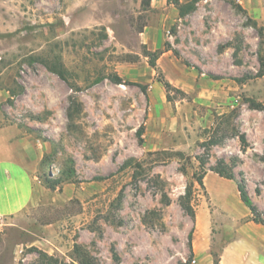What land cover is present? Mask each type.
I'll return each instance as SVG.
<instances>
[{"label": "rangeland", "instance_id": "rangeland-1", "mask_svg": "<svg viewBox=\"0 0 264 264\" xmlns=\"http://www.w3.org/2000/svg\"><path fill=\"white\" fill-rule=\"evenodd\" d=\"M180 2L0 0V161L36 183L0 216V264H79L76 244L96 264H214L227 245L235 264L264 231L238 190L264 220V0Z\"/></svg>", "mask_w": 264, "mask_h": 264}, {"label": "crops", "instance_id": "crops-1", "mask_svg": "<svg viewBox=\"0 0 264 264\" xmlns=\"http://www.w3.org/2000/svg\"><path fill=\"white\" fill-rule=\"evenodd\" d=\"M0 161V216H13L35 198V178L19 166ZM260 226H254L258 234L245 236L235 264H253L261 258V245L264 244V231ZM229 247H223L220 264L224 263V256ZM245 258L244 260H241ZM242 262V263H241Z\"/></svg>", "mask_w": 264, "mask_h": 264}, {"label": "trees", "instance_id": "trees-1", "mask_svg": "<svg viewBox=\"0 0 264 264\" xmlns=\"http://www.w3.org/2000/svg\"><path fill=\"white\" fill-rule=\"evenodd\" d=\"M151 1L152 0H143L144 2V6L145 7H149L151 6ZM196 1V0H194ZM168 2L174 3L177 6H179L180 12L183 14H185L186 11H190L193 9L194 5L190 4V5H186L183 6L181 5L180 0H168ZM170 48L168 47V50ZM149 56V55H147ZM157 56H158V52H152L150 54V64L152 67H156V60H157ZM262 67H264V63L262 62ZM56 72H58L60 74L61 77H64V72L61 70H55ZM258 75H264V69L262 68V70L259 72ZM163 84L165 85V87L169 90L172 88V84L167 81V80H163L162 81ZM117 83H122V79L121 78H117ZM252 107L256 108V109H264V105L260 102H252ZM70 115H71V111H70ZM244 140V139H243ZM245 141V140H244ZM219 142V140L217 138H211V140L209 141L208 144H217ZM162 154L163 158L162 160L165 161V159L171 158V157H178V159H183V157L185 156V154L182 151H173V150H160L157 152H150V154ZM128 164L132 165L135 167L136 169V173H139L142 169H143V164L141 162H132L131 160L127 162ZM213 171H215L216 173H218L220 176L222 177H226L228 179H235V174L233 169L227 167L224 163V161H220L218 163L217 166H214L211 168ZM206 172V170L204 169L202 171V173L196 174V179L199 182V184L201 186H204V182H203V178H204V173ZM61 181V180H60ZM60 181L58 180L57 182H50V187L52 188H56L57 184L60 183ZM238 190L240 193V197L241 200L243 201V203L250 209V211L252 212L253 215V220L256 223H261L264 224V220L259 216V212H258V207L256 204H254V202L252 201L248 189H247V185L245 183L244 180H240L238 181ZM193 186L192 185H188L186 188V193L182 198V205L188 209V211L191 212V214L193 216L194 215V208L191 204V200L193 198ZM190 237H192V235H190ZM74 253L75 256L77 258V261L79 262V264H96V259L95 257L82 245L76 244L74 247ZM61 264V263H60ZM214 264H220V259H217L216 256H214Z\"/></svg>", "mask_w": 264, "mask_h": 264}]
</instances>
